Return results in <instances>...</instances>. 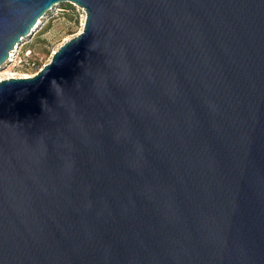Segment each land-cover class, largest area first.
Instances as JSON below:
<instances>
[{
	"label": "water",
	"instance_id": "water-1",
	"mask_svg": "<svg viewBox=\"0 0 264 264\" xmlns=\"http://www.w3.org/2000/svg\"><path fill=\"white\" fill-rule=\"evenodd\" d=\"M60 2L0 80V264H264V0H0V69Z\"/></svg>",
	"mask_w": 264,
	"mask_h": 264
},
{
	"label": "rangeland",
	"instance_id": "rangeland-1",
	"mask_svg": "<svg viewBox=\"0 0 264 264\" xmlns=\"http://www.w3.org/2000/svg\"><path fill=\"white\" fill-rule=\"evenodd\" d=\"M85 21V11L72 2H60L53 6L43 18L35 32L26 38L25 46L33 53V70L39 71L50 61L52 53L63 43L78 34ZM25 67L13 65L0 69V80L7 77H23ZM31 70V69H30Z\"/></svg>",
	"mask_w": 264,
	"mask_h": 264
},
{
	"label": "built area",
	"instance_id": "built-area-1",
	"mask_svg": "<svg viewBox=\"0 0 264 264\" xmlns=\"http://www.w3.org/2000/svg\"><path fill=\"white\" fill-rule=\"evenodd\" d=\"M26 41L20 42L13 50H10L8 53V65L18 66V67H25L28 70V73L24 75L23 77H31L37 71L33 70V64L36 62L33 59V53L32 50L25 46ZM31 69V70H30ZM9 78V77H7ZM6 79V78H4ZM2 80V79H1Z\"/></svg>",
	"mask_w": 264,
	"mask_h": 264
}]
</instances>
